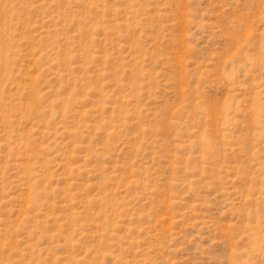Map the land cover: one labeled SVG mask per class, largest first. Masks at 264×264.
<instances>
[{
	"label": "rangeland",
	"instance_id": "rangeland-1",
	"mask_svg": "<svg viewBox=\"0 0 264 264\" xmlns=\"http://www.w3.org/2000/svg\"><path fill=\"white\" fill-rule=\"evenodd\" d=\"M0 264H264V0H0Z\"/></svg>",
	"mask_w": 264,
	"mask_h": 264
}]
</instances>
